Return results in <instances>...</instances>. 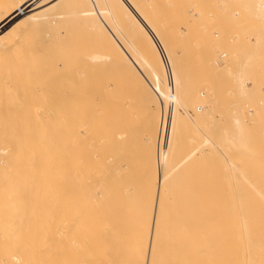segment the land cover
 Instances as JSON below:
<instances>
[{"label": "bare ground", "instance_id": "bare-ground-1", "mask_svg": "<svg viewBox=\"0 0 264 264\" xmlns=\"http://www.w3.org/2000/svg\"><path fill=\"white\" fill-rule=\"evenodd\" d=\"M49 1L0 0V264L33 262L40 227L50 240L36 246L50 247L33 254L34 264L45 257L44 264H69L87 246L95 258L81 255L92 264H264L257 235L264 202L243 193L224 201L251 174L224 175L220 162L212 171L196 167L216 147L207 135L186 151L184 140L175 156L181 132L204 120L202 93L189 89L174 44L150 40L160 37L158 27L140 25V13L152 20L148 8L137 0H55L59 12L44 14ZM207 145L214 148L205 155ZM48 214L53 223L43 228L37 222ZM237 220L255 235L239 234L238 242ZM51 236L60 249L55 240L47 245ZM243 246L244 257L222 258Z\"/></svg>", "mask_w": 264, "mask_h": 264}, {"label": "rangeland", "instance_id": "rangeland-1", "mask_svg": "<svg viewBox=\"0 0 264 264\" xmlns=\"http://www.w3.org/2000/svg\"><path fill=\"white\" fill-rule=\"evenodd\" d=\"M56 1L50 0L48 3L45 4L46 6L43 5L41 7L43 11L46 10L48 7L44 14L54 15L55 13L59 12L61 4L55 3L56 5H52ZM138 1L139 0L134 3H136V6L142 5L141 11H144L143 7L148 8L143 13H152L150 14V17L152 18V20L150 21L151 23L147 20V18L143 19L142 13H140V25H155L158 27L157 29L159 30L158 32L160 37L156 39L150 38V40H162L163 42L168 41L167 43L174 44L173 49H177L178 53H180V55L178 56L183 57V66H186V72L188 71L187 73H189L187 74L189 76H187L189 81V89L197 93H202V95H200V102L197 103L198 113H202L201 115H203L204 113V115L202 116L204 120L199 123L202 129L200 126L199 128L198 125H196L197 127H195L194 124L192 125L193 127H191L190 125L189 127L187 126L186 130L181 132V137H179L181 143H173H177V146L174 145L176 149L173 148V150L175 149L174 153L175 151H177V148L181 149L179 146L184 143V140L186 142L187 147L184 143L182 145V150L183 148H186L184 149V151H186L188 148H191L193 146V144L196 142V139V143H199L204 138L203 135L212 137L213 140L215 139L214 142L216 145V150L218 149V147H220L217 151H214L215 153L213 152L215 155H217L218 158L212 153V151L215 149L213 145H207L208 147L204 146L202 147L201 152H204L206 155V153H208L207 149L209 151V149L214 148L212 151L209 152H211L210 154H212L213 157L215 156V158L213 159V157H211L212 155L210 154V157L204 156V154H200V156L203 157H199V160L201 159L200 161H202L203 163L197 161L199 163L196 164V167H199L201 166L199 164H202V168H207H205L204 170H208L209 168L212 171L217 168L214 166L216 165V162H220L221 166H219L218 170H221V172L223 171V174L225 173V171L226 173L231 171L234 172V175H236L239 169L245 173L249 172L251 175L248 176L250 177L249 179H251V182L248 183L247 181H244L232 185V187H236L239 186L240 183H242L245 188L238 189V194L233 195V197L230 195L227 199L225 198L224 201L227 202L228 200L233 199L241 200V193H243L247 195V201L250 200L249 203L252 201L259 202L256 204L263 203L264 200L262 201V196H264V0H145L147 2L146 4L144 3L145 5L143 4L144 0H140L141 4H139ZM58 4H60L59 7ZM109 4V7H112V2H110ZM51 5L54 7H52ZM115 7L116 6H113V9H116ZM138 12L139 11H136V13L134 12L132 14V17L134 15H138ZM68 28L69 27L61 29V31H67ZM70 30L74 31V29L72 30V28H70L69 31ZM66 31L63 32V34H65ZM162 33L169 35L167 37H163ZM85 39L86 41L83 39L81 40L83 42L85 41V44L86 42L90 41L89 38ZM77 41H80V39H78ZM83 42H81V44ZM90 42L91 43L88 42L86 44L87 46H82L81 44L78 46L87 48L89 47V44H92V41ZM74 45H76L75 47H77V44ZM169 104L170 102H168V105ZM189 104L196 105V102L194 100H191ZM163 107H161L160 109L161 113L163 111ZM139 112H141L140 109ZM198 128L201 130V132L204 129L205 134L203 133L201 135V133H198ZM195 131L197 132V134L195 133ZM85 132L86 135L92 134L91 131L89 132L85 130ZM189 135L191 137L193 136V138H189ZM196 135H198V137ZM176 139L177 137L174 139V141ZM188 139H191L193 143H189ZM223 139H225V141H223ZM179 140L177 139V141ZM190 144L192 146H190ZM209 146H211V148H209ZM220 150H222V154ZM179 151L181 152V150H178L177 153L180 155L175 154L176 157H181L184 154L182 152L181 154ZM241 156L244 157L242 161L244 160L246 162L240 161L241 159H239V157ZM206 157L209 159V162ZM221 162H223V164ZM203 164H205L204 167ZM206 164L209 166L207 167ZM231 172L230 174H232ZM238 177L239 174L236 175V178ZM221 183L223 184V182ZM254 186H257V188L262 191L258 193L256 189L253 188ZM48 206H50V204H48L47 207ZM15 217L16 216L13 217L15 220L20 219L19 216L17 218ZM45 217L46 216H44L45 220H41L43 218L42 217L41 219H39L40 221L37 222L38 218H40L38 217L36 219L37 224L41 223V221V226L43 224H47L44 222H48L49 225L51 222L53 223V220L49 223V220L52 219L49 214L47 218ZM55 220L57 221V219ZM239 223L242 224L241 221H239ZM239 223L237 220V228L232 230V232L235 233L234 237L238 242H241L239 234L245 233L246 236H244L243 241L247 240L248 238H252V236L255 235L256 232L254 229H248L246 231L241 230ZM260 223H264V220H262ZM35 227H37L36 224ZM44 227L45 226L43 225V228ZM40 230L39 233H37V236L39 234L41 235L42 232L44 234L46 233L44 229L43 231L41 230V232ZM43 233L40 237L38 236L40 238L39 240L35 238L36 235L33 236V234H36V232L30 234L35 238L36 241H41V244H44L47 241L46 239L50 240V235H48L49 237L47 238V235L45 234V238L43 236ZM257 235L261 236L260 243H264V227L262 228L261 232ZM23 236L24 235L19 238L23 240L25 237V239L27 240L26 236ZM28 239H32V237ZM51 239H53V237ZM32 240V243H34L35 246H31L33 245L31 243L28 244V246H31L30 250L33 249V247H37L36 251L39 249V252H37L40 253V250L44 248L46 243L43 246L38 242V245H40L41 248L43 247L42 249H40L39 246H36V241L34 239ZM32 240H30V242ZM42 240L45 242L43 243ZM54 240L55 239L51 240L49 243L47 242V245H50L51 242L53 243L52 245H54ZM56 243L57 245L59 244L58 242ZM57 245L55 247H62L61 243L59 244V246ZM260 246L262 245L260 244ZM49 247L50 246L47 247L48 250L46 249V252L49 251ZM53 247L50 249L54 250ZM87 248V251L85 249L82 250L81 248L80 252L73 251L75 253L78 252L80 254L79 257H77V254L73 256V252H71L73 256L72 258L70 253H68V256L70 255L69 257H67L70 258L67 259L68 262L70 260V263L74 264L77 259L82 258V261H80V259L78 260V262L82 263L85 260V258H83L85 255H81L84 250L86 251H84V253H87L85 256L86 258H89L91 256V251L93 252L92 256L96 255L94 254L95 252L93 250L89 249V246H87ZM28 250L29 249H27V251ZM247 250L248 248L246 246L236 248L235 250L231 249L228 252L223 253L222 258L226 260L227 257H244L245 255H247ZM36 251L32 253L33 262L34 256H38L36 254ZM43 251L44 250L41 251L40 255H42ZM69 251L70 250H68L67 252ZM31 252L33 251L31 250L30 253ZM89 253L90 256L88 255ZM25 254H27V252ZM92 256L90 258H95V256ZM260 256L262 260L261 262H264V248L263 252L260 253ZM42 257L43 256H39L38 258L41 259ZM74 258H76V260H74ZM36 259L37 258H35V260ZM44 259L46 260V257L41 259L43 260L41 262H39L40 260L37 259L38 263L44 264ZM89 260L91 261V263L89 262V264H92V261L94 259ZM88 261L86 259V262H84L87 264ZM31 262L32 260L30 261V264ZM33 262L32 264H34ZM78 262L76 263L80 264Z\"/></svg>", "mask_w": 264, "mask_h": 264}]
</instances>
